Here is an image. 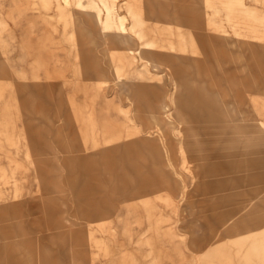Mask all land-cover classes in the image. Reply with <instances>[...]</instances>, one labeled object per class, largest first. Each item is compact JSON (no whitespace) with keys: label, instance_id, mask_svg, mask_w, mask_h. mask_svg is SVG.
I'll return each instance as SVG.
<instances>
[{"label":"rangeland","instance_id":"374dc122","mask_svg":"<svg viewBox=\"0 0 264 264\" xmlns=\"http://www.w3.org/2000/svg\"><path fill=\"white\" fill-rule=\"evenodd\" d=\"M0 264H264V0H0Z\"/></svg>","mask_w":264,"mask_h":264}]
</instances>
